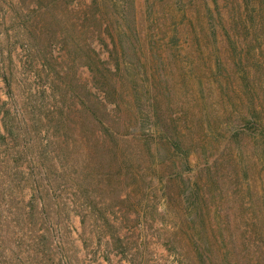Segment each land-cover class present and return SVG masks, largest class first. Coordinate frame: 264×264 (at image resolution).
I'll use <instances>...</instances> for the list:
<instances>
[{"label": "rangeland", "instance_id": "374dc122", "mask_svg": "<svg viewBox=\"0 0 264 264\" xmlns=\"http://www.w3.org/2000/svg\"><path fill=\"white\" fill-rule=\"evenodd\" d=\"M153 11L161 16L156 23ZM170 11L186 37L174 47ZM135 27L140 40L134 41L128 36ZM240 53L244 62L236 69ZM237 72L251 75L255 85L264 79V0H0V264H56L65 256L73 264L106 263L85 248L84 236L103 253L109 219L135 226V200L128 199L136 181L143 198L152 196L143 205L156 232L137 229L132 258L173 264L164 240H175L168 228L175 214L159 206L167 195L163 178L133 174L151 161L150 144L140 140L155 137V106L166 118L191 124L210 109L226 119L240 103ZM93 111L127 131L125 141L104 135ZM242 158V173L228 178L241 180L250 237L251 222L264 231V155L247 151ZM197 164L193 154L186 179L198 177ZM178 239L187 241L183 232ZM116 253L106 264H130Z\"/></svg>", "mask_w": 264, "mask_h": 264}, {"label": "trees", "instance_id": "16d2710c", "mask_svg": "<svg viewBox=\"0 0 264 264\" xmlns=\"http://www.w3.org/2000/svg\"><path fill=\"white\" fill-rule=\"evenodd\" d=\"M149 8L154 10L155 3H149ZM166 14L167 19L175 17V11ZM163 15L165 16V13ZM149 16L152 17L154 23L161 18L155 11ZM176 20H171L175 24L176 32L170 37V47L178 46L177 40L186 38L179 33V22ZM136 29V27L131 29V34L128 36L134 41L140 40ZM211 35L216 38V31L213 30ZM122 37L121 35L120 44L123 46ZM235 37L227 38L234 43ZM150 38L153 49L155 47L154 37ZM198 39L201 40V37L198 36ZM243 62L241 53L234 56L236 69ZM237 75L243 86L241 93L237 94L240 103L231 110L226 119L220 120L218 115L210 109L203 114L205 120L193 121L191 124L176 118H166L160 114L158 106H155L152 126L155 137L149 142L146 137L145 140L144 137L140 140L141 143L145 141L150 144L148 149L151 153V161L150 159L145 160L143 166L136 169L133 174L135 180L138 178L137 174L141 175L144 172H147L148 176H152L151 182L154 180V176L163 178L160 183L166 187L167 195L162 196L159 206H162L164 211L175 214L168 227L172 228L175 240L173 238L168 241L164 240L166 250L174 255L173 264H264V231L259 229V222H251L252 234L248 237V229H246L248 223L244 218L245 208L240 178H237L235 184H232L228 178V173L235 175L242 173V154L245 155L248 151L252 154L259 153L260 158L264 155V91L260 88L264 79L259 77L255 85L248 73L237 72ZM199 89L200 93L206 92L202 77L199 80ZM229 98L233 101L235 99L232 95H229ZM93 115L104 135L115 140L121 138L125 141L123 137L128 135L124 133L127 131L120 132L121 129L118 130L116 125L108 123L95 111H93ZM144 130L143 127L142 132H145ZM131 135L126 139L130 140ZM244 141H247V144ZM259 150L261 151L259 152ZM193 154H197L199 158V164L196 165L198 177H195V180L185 177V172L192 170L191 156ZM261 162V168L264 169V160ZM145 164L147 165L145 166ZM134 166L136 164H132V168ZM120 169H124V164L120 165ZM109 176L111 173L108 174V180H111L112 177ZM164 180H166L165 185ZM175 183H178L177 189H174ZM136 184H138V188L136 191L133 190L134 194H130L128 199L132 202H134L132 199L135 200L133 205L135 219L130 217L136 223L135 226L130 228L123 225L122 220L109 219L113 226L111 233L105 238L106 250L103 253H100L101 244L99 247L98 245L94 246L95 239L87 235L84 236L85 248L88 250L91 247L94 248L90 251L93 257L103 254L106 263H110L111 253L114 254L115 251L116 254L122 253L130 264L142 263L135 260V257L132 258L135 252L130 245V239L135 238L138 228L140 233L141 229L154 230L153 234L156 230L151 225H147L150 220L147 217L148 211L143 205L144 200L151 202L152 196L149 193H144L145 197L143 198L140 182L136 181ZM162 190H164L163 187ZM137 193L140 195H136ZM125 198H122V201H125ZM169 204L173 205L172 210H170ZM153 206L158 210V205ZM119 208L123 209L122 206ZM140 217L145 218L139 219ZM181 217L184 219H180ZM141 220L145 222L143 223ZM162 222L164 221H160V223ZM82 223L86 224L85 218L82 219ZM180 232H183L187 240L185 244L182 242L183 238L178 239ZM84 234L87 233L84 232ZM42 237L43 235L38 237L39 241ZM47 240V238H43L41 243L47 242ZM141 250L139 249V251ZM257 253L259 254L257 255ZM104 262L100 264H106ZM45 264L55 263L48 261ZM56 264H73V261L65 256Z\"/></svg>", "mask_w": 264, "mask_h": 264}]
</instances>
